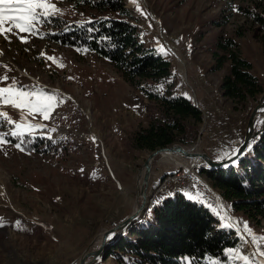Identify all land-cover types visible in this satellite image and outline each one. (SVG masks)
<instances>
[{
    "label": "rangeland",
    "instance_id": "obj_1",
    "mask_svg": "<svg viewBox=\"0 0 264 264\" xmlns=\"http://www.w3.org/2000/svg\"><path fill=\"white\" fill-rule=\"evenodd\" d=\"M79 1L52 0L60 13L37 24V35L9 34L7 40L0 36V76L6 74L10 78L0 82V87L15 78L18 86L26 90H42L57 98L49 119L44 120L39 114H33L35 119L25 115L27 122L45 126L26 133L41 141L37 150L17 149L14 145L20 143L19 139L8 134L14 124L9 125L0 117V133L8 134L6 139L10 141L0 144V264H74L85 251L96 249L101 233L128 217L136 205L138 172L149 151L132 149L129 138L147 124V100L107 60L54 39L69 24L111 15L92 7L93 2L100 0ZM119 1L131 13L130 23L143 43L170 61L177 91L187 92L195 102L191 76L197 74L202 78V88L216 97L217 107L234 112L235 122L248 120L262 94L245 105L232 102L223 96L220 86L229 71V62L219 70L211 67L215 64L214 53H222L217 48L219 38H234L264 87L262 30L249 14L254 9L250 0ZM234 7L239 11H234ZM20 37H25L27 43L21 42ZM161 45L163 52L158 50ZM195 91L200 97L197 86ZM20 111L0 105V112L14 122L20 121ZM198 126L195 140L180 145L193 151L202 149V129H207V122L202 120ZM49 137L58 146L49 143ZM160 157L157 155L152 161L149 181L153 182H148L140 221L148 219L152 208L167 199L156 201L155 184L159 186L177 169L190 168L188 162L195 160L180 156L186 166H179ZM194 167L207 183L206 188L218 194L202 172L208 169L206 163L197 161ZM173 192L208 207L217 228L231 227L237 239L232 249L248 256L249 264L264 260L256 254L264 251V243L253 241L244 228L247 223L252 234L264 237V221L255 223L224 202L228 212L221 206L219 196L217 202L210 195L192 194L189 190H173L166 195ZM97 264L120 263L108 257ZM207 264L244 262L230 261L228 257L224 262Z\"/></svg>",
    "mask_w": 264,
    "mask_h": 264
},
{
    "label": "trees",
    "instance_id": "obj_2",
    "mask_svg": "<svg viewBox=\"0 0 264 264\" xmlns=\"http://www.w3.org/2000/svg\"><path fill=\"white\" fill-rule=\"evenodd\" d=\"M250 2L254 9L249 14L262 30L264 45V0ZM92 7L111 15L69 24L54 39L107 60L147 100V124L132 133L130 147L150 153L175 143H192L202 123V112L176 90L170 61L143 43L122 2L100 0ZM217 48L222 53H214L211 69L219 70L229 62V71L220 83L224 97L245 105L264 92L260 79L251 71L252 63L241 55L234 38H219ZM22 139L26 151L37 150L41 142L28 134ZM51 144L58 146L56 141ZM202 172L233 211L244 213L255 223L264 221V134L237 164ZM150 214L113 243L103 259L113 257L120 264H207L224 262L228 258L225 250L235 246L237 239L231 227L217 228L208 207L182 194L169 196Z\"/></svg>",
    "mask_w": 264,
    "mask_h": 264
},
{
    "label": "snow or ice",
    "instance_id": "obj_3",
    "mask_svg": "<svg viewBox=\"0 0 264 264\" xmlns=\"http://www.w3.org/2000/svg\"><path fill=\"white\" fill-rule=\"evenodd\" d=\"M139 9V5H137ZM234 11H239L234 7ZM60 13V9L56 7L52 0H0V36L4 39L9 38V34L17 35L18 33H29L30 35H37L36 25L48 21L54 15ZM18 30L14 32L13 30ZM21 42L27 43L25 37H20ZM163 52L164 47L161 45L158 49ZM43 55V53H42ZM48 59H54L49 57ZM62 67V65H60ZM8 66H4L7 69ZM10 78L8 75L0 76V82H6ZM0 105L11 106L13 109L20 111V121L14 122L7 118L5 112H0V117L6 120L7 124L13 125L14 129L8 133L14 138H21V143H16L14 146L20 151H24L21 144L23 143V136L26 133H32L37 129H42L45 126L40 123H29L25 119V115L39 114L44 120L49 119L53 109L57 106V98L55 94L45 93L44 91L26 90L23 86H18V82L15 78H11V83L7 86L0 87ZM26 110V113L25 111ZM51 131H55L52 129ZM5 133H0V144L9 143L6 139ZM51 138V137H49ZM95 139L94 137L92 138ZM247 148H251L250 144L246 145ZM243 154L242 149L233 148L231 156L228 159L235 164L237 161L235 157ZM19 223V222H17ZM0 224H2V218H0ZM222 226H230L223 225ZM246 232L252 235L253 241L259 239L264 243V237L257 238L255 234L251 233L247 223L244 224ZM225 254L229 257V260H241L244 264H249V257L246 255H240L239 249H226ZM257 255L264 257V251L256 253ZM260 264H264V260L260 261Z\"/></svg>",
    "mask_w": 264,
    "mask_h": 264
},
{
    "label": "water",
    "instance_id": "obj_4",
    "mask_svg": "<svg viewBox=\"0 0 264 264\" xmlns=\"http://www.w3.org/2000/svg\"><path fill=\"white\" fill-rule=\"evenodd\" d=\"M196 106V105H195ZM263 114L262 122L259 128H256V118ZM264 134V92L262 93L258 103L252 109L248 120L245 136L241 142V144L237 147V149H242L243 154L235 157L237 163L243 158V156L250 150L246 147L247 144L252 145L260 139ZM188 147L182 146L180 144H172L167 147L158 148L152 152H150L143 166L145 167V173L142 178V185L138 189V185L136 184V205L133 211L130 213L128 217L117 223L115 226L106 229L101 233V239L99 241V246L91 251H85L81 257L79 258L77 264H97L104 257L105 252L110 248V246L115 243L119 238L123 237L130 229L135 227L141 219V213L145 210V205L147 201L146 197V186L148 184V180L150 178V173L152 171V161L154 155L158 152H162L165 150H171L175 153H178L180 156L185 159H200L204 161L209 167L213 169L223 168L227 165H232L233 163L227 158L224 160H213L206 152L204 151H192L187 150ZM138 180V178H137ZM220 195V194H219ZM222 201L224 202L222 196L220 195ZM239 231V230H238Z\"/></svg>",
    "mask_w": 264,
    "mask_h": 264
},
{
    "label": "built area",
    "instance_id": "obj_5",
    "mask_svg": "<svg viewBox=\"0 0 264 264\" xmlns=\"http://www.w3.org/2000/svg\"><path fill=\"white\" fill-rule=\"evenodd\" d=\"M211 98L214 104V110H202V120L207 122V129H202L204 144L203 142L201 143L202 149L200 151L206 152L213 160L219 161L230 156L232 149L237 148L241 144L245 136L247 123L234 122L232 124L229 137L230 151L223 158H218V149L223 138L224 120L227 117V112L217 107L216 97L211 96ZM262 117L263 114L257 117V126L261 124ZM197 161L202 160H191L188 162V166L191 169L183 167V172L179 175H174V179L166 180V186L159 192L161 193V197L165 196L168 191L189 190L192 194L210 195L211 200L217 201L216 197L210 192V189L206 188L205 184L197 178L196 169H194V162ZM151 182L153 180L151 181L150 179L149 184Z\"/></svg>",
    "mask_w": 264,
    "mask_h": 264
},
{
    "label": "crops",
    "instance_id": "obj_6",
    "mask_svg": "<svg viewBox=\"0 0 264 264\" xmlns=\"http://www.w3.org/2000/svg\"><path fill=\"white\" fill-rule=\"evenodd\" d=\"M191 80H192V86L194 89L193 90L194 97H195L194 104L201 110L213 111L214 110V104H213V101L211 98V94L202 88V86H201L202 78L196 74V75L191 76ZM196 86H197V89L200 91V97H198L196 94V91H195ZM183 94L190 98V96L187 92H184ZM195 94H196V96H195ZM213 97H215V96L213 95ZM259 97H261V96H259ZM226 111H227V117L224 120L223 138H222V141H221L219 149H218V155H217L218 158H223L230 151V148H229L230 129H231L232 124L235 122V113L228 111V110H226ZM244 123H247V119ZM225 148H228V149L226 150Z\"/></svg>",
    "mask_w": 264,
    "mask_h": 264
},
{
    "label": "bare ground",
    "instance_id": "obj_7",
    "mask_svg": "<svg viewBox=\"0 0 264 264\" xmlns=\"http://www.w3.org/2000/svg\"><path fill=\"white\" fill-rule=\"evenodd\" d=\"M258 103V102H257ZM256 103V104H257ZM255 107V106H254ZM253 107V108H254ZM252 111V110H251ZM251 113V112H250ZM257 142V141H256ZM255 142V143H256ZM254 143V144H255ZM253 144V145H254ZM252 145V146H253ZM192 150V149H190V148H187V150ZM193 151V150H192ZM157 155H160L163 159H165V160H170V161H172V162H174L175 164H177V165H179V166H186V163L182 160V159H180L179 157H180V155L178 154V153H175V152H173V151H171V150H165V151H162V152H158L156 155H154L153 156V158L151 159V161H153L154 160V158L157 156ZM231 156V155H230ZM160 157V158H161ZM229 157V156H228ZM227 157V158H228ZM227 158H224V159H227ZM223 159V160H224ZM236 164V163H235ZM207 165V164H206ZM202 167V166H201ZM225 167H227V166H225ZM186 168H189V167H186ZM195 168V167H194ZM207 168H210L208 165H207ZM189 169H191V167L189 168ZM181 172H183V169H177L175 172H174V174H172L171 175V177H168L166 180H172V179H174V175H179ZM144 173H145V167L143 166L142 167V169L138 172V180H137V185H138V189L141 187V185H142V178H143V175H144ZM199 174L197 173V171H196V176H197V178L199 179V180H201L204 184H205V186H207V183L204 181V179H202V178H200L199 176H198ZM166 180L165 181H163L159 186H157L156 187V184H155V188H157V191H156V196H155V199H156V201L157 202H159V201H163L165 198H168L169 196H171V195H174V194H181V193H179V192H173L172 194H169V195H166V196H163V197H161V193H159L160 192V190H162L165 186H166ZM148 182H149V180H148ZM147 187H149V184H147V186H146V189H147ZM168 193H170V191H168L166 194H168ZM212 195H214L215 197H217V196H219V198H220V201H221V206L223 207H225V205H224V202L222 201V199H221V197H220V195L219 194H217L216 192H214V191H212ZM217 199V198H216ZM149 201H151V200H148V203H149ZM210 203L211 204H213L211 201H210ZM225 209L228 211V209L225 207ZM229 212V211H228ZM77 263V262H76ZM76 263H74V264H76Z\"/></svg>",
    "mask_w": 264,
    "mask_h": 264
}]
</instances>
